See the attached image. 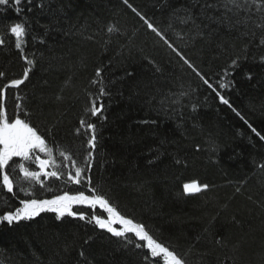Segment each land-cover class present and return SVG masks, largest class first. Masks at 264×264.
I'll return each mask as SVG.
<instances>
[{
  "label": "trees",
  "instance_id": "1",
  "mask_svg": "<svg viewBox=\"0 0 264 264\" xmlns=\"http://www.w3.org/2000/svg\"><path fill=\"white\" fill-rule=\"evenodd\" d=\"M39 2L23 0L19 16L13 8L0 6L5 8L0 12V28L23 20L31 25L24 51L30 58L35 53L36 63L19 94L25 97L22 102L33 126L49 146H62L81 163L86 137L75 130L81 118L95 123L99 143L89 174L93 186L106 193L122 215L144 223L150 234L181 255L187 253V264H264V140L248 127L251 124L264 135V63L259 59L264 46L250 45L249 59L225 76L221 70L229 57L248 43L247 38L237 39L238 31L212 24L209 30H218L194 43L167 31L169 39L211 77L242 120L190 69H182V61L167 46L156 44L159 38L123 0H47L43 8L37 6ZM129 3L162 29L167 28L172 9L187 6V0H170L168 7H161L163 0ZM199 10V4L193 7L194 13ZM248 15L252 17L248 27L256 31L258 43L261 30L255 24L264 21L255 9L241 13ZM110 25L120 31L108 33ZM175 28L181 34L188 31L179 24ZM239 30L244 31L242 25ZM220 46L228 50L227 55ZM145 57L155 61L160 71ZM25 66L14 42L0 46V71L6 74L0 86L19 78ZM97 67L103 69L109 92L103 97L106 119L86 112L89 93L92 98L98 94L99 86L90 83ZM217 81L229 86L219 89ZM181 91L189 95L172 104L177 97L171 94ZM14 95L15 90H9L10 115ZM55 156L59 164L63 158L58 152ZM25 163L30 170H39ZM41 179L43 188L23 185L35 193L34 198L50 199L64 192L89 194L87 185L68 184L64 178ZM192 180L212 187L185 194L183 183ZM18 196L25 198L22 193ZM6 204L14 209L19 199L5 190L0 192V214L8 210ZM94 211L107 218L99 206ZM89 236L92 239L85 244ZM216 239L224 244L217 245ZM81 250L87 261L80 257ZM142 257L141 250L124 248L111 234L71 217L57 221L55 214L42 213L31 221L0 223V264H144Z\"/></svg>",
  "mask_w": 264,
  "mask_h": 264
},
{
  "label": "snow or ice",
  "instance_id": "2",
  "mask_svg": "<svg viewBox=\"0 0 264 264\" xmlns=\"http://www.w3.org/2000/svg\"><path fill=\"white\" fill-rule=\"evenodd\" d=\"M32 2L33 0H27L28 4ZM46 3L47 0H40L37 6L43 8L46 6ZM22 4L23 0H0V6L13 8L18 16L22 13ZM123 4L143 21V25H146L147 30H150L155 37L159 38L156 41L157 45H161L162 42V46H167L171 50V53H174L179 58V61H182V69L184 66L190 69L199 78L202 85L207 86L208 89L216 93L222 104L232 108L229 100L210 82L211 77L203 73L169 39L167 31H172L179 40L187 38L193 43L196 39H205L217 31L218 28L209 30L212 24H216L218 27H226L229 31L233 29L238 31L239 35L237 39L243 40L247 38L248 43L242 44L241 48L229 57L227 66L221 70L223 75L230 76L231 72L239 68L242 62L249 59L250 45L257 49L264 46V22L255 24V28L261 30L258 43H255L257 33L248 27V21L252 19L251 15L241 16L242 12L250 13L255 9L256 12L261 13V20L264 21V0H187V6L172 9L166 29H162L155 24L149 17L129 3V0H123ZM197 4L200 5L198 14L193 12V7ZM168 6H170V0H163L161 7ZM4 10L5 8H0V12ZM210 11L217 14L210 15ZM177 24L187 26L188 31L181 34L175 28ZM241 25L244 31L239 30V26ZM30 29L31 25L27 20L11 22L0 28V46H4L7 42H14L15 49L19 50L26 65L19 78L8 80L0 86V192L6 190L7 193L12 194V197L19 199V206H16L14 209L7 204L5 205V208L8 210L0 214V223L6 222L11 225L21 221H31L36 217H40L42 213H53L57 221H61L65 217L84 221L87 224H92L94 228H99L111 234V237H115L118 242H121L122 247L128 248L131 245L133 249L141 250L143 252L142 259L144 264H187V260L185 259L187 253L181 255L169 245L150 234L144 223L122 215L117 210V207L109 202L107 194L93 186L92 176L89 173L92 170L95 159L94 153L99 143L98 130L95 123H90L81 118L79 121L80 127L75 130L77 135L86 137V156L81 163H78L71 154H67L66 150L62 149V146L57 145L55 149L50 147L45 135L41 133L38 127L33 126L30 119L31 113L22 102L25 100V97L19 94L21 86L25 85V82L29 80L30 73L36 63L35 53H32L30 58L24 51L26 44L24 38L29 34ZM119 31L114 25L107 27V32L110 34ZM40 42L43 43L44 41L41 39ZM187 46V43H185V47ZM220 47L221 52L227 55L228 50L222 46ZM232 48L235 49V45ZM145 59L155 67L156 71H160L155 61L148 57H145ZM252 59H256L255 55L252 56ZM259 59L261 63H264V55H261ZM102 72L103 69L101 67L95 69V76L90 83L94 86H99L98 94L92 98V94L89 93L91 98L90 107L86 109L88 115L97 117L98 119H106L103 115L106 111L103 97L109 95V92L106 91ZM246 75L248 79L252 78L250 73ZM5 76L6 74L0 71V80L5 79ZM217 84L219 89H225L229 86L218 81ZM9 90H15L14 99L16 100L15 109L11 115L7 109V94ZM171 95L177 97L171 103L178 105L180 104V98L188 96L189 93L181 91L178 95L176 93H172ZM59 98L57 97V99ZM232 110L242 120L244 119L235 108H232ZM144 123H148V121H144ZM151 123H155V121H151ZM248 127L251 128L256 136L264 140V135H261L256 128L252 127L251 124ZM57 152L63 158L59 164L56 162L55 153ZM37 153H43L46 158L42 159ZM14 158H19V160H14ZM25 162L35 164L39 170H30ZM149 162L151 163L152 161ZM176 163L179 164L180 161L177 160ZM261 167H264V164ZM49 168L53 170L48 171ZM42 176L45 178L55 177L57 180L64 178L65 183L68 184L87 185L89 194L86 195L84 191H78L75 195H69L68 192H64L50 199L34 198L35 193L29 191L23 185L27 183L30 187L39 185L43 188L45 187V182L41 179ZM14 180L16 190H14ZM211 187L209 184H201L196 180H192L183 183V192L185 194H199L202 191L209 190ZM235 191L239 193L241 191L240 187H237ZM18 193H22L25 198H19ZM74 206H76L75 211L73 210ZM79 206H87L93 209V212L88 214ZM97 206L107 213V218H103L102 214L97 215L95 213L94 210ZM224 207H227V205ZM233 219L235 220V217ZM116 225H120V227H116ZM205 232H207V229H205ZM91 239L92 237L89 236L84 243L87 244ZM198 240L199 237L197 238ZM215 243L223 245L224 241L216 239ZM190 251L191 248H189ZM79 255L83 260L87 261L83 250L80 251Z\"/></svg>",
  "mask_w": 264,
  "mask_h": 264
},
{
  "label": "rangeland",
  "instance_id": "3",
  "mask_svg": "<svg viewBox=\"0 0 264 264\" xmlns=\"http://www.w3.org/2000/svg\"><path fill=\"white\" fill-rule=\"evenodd\" d=\"M116 227H120V225H116Z\"/></svg>",
  "mask_w": 264,
  "mask_h": 264
}]
</instances>
